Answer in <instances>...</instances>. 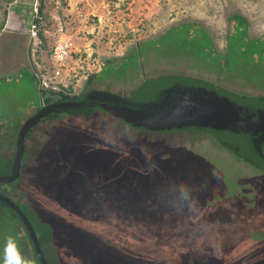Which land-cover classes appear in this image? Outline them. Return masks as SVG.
Returning a JSON list of instances; mask_svg holds the SVG:
<instances>
[{
	"label": "rangeland",
	"instance_id": "1",
	"mask_svg": "<svg viewBox=\"0 0 264 264\" xmlns=\"http://www.w3.org/2000/svg\"><path fill=\"white\" fill-rule=\"evenodd\" d=\"M109 1L114 4L110 12L101 7L104 0L37 2L48 21L57 17L69 28L76 10L91 15L85 43L96 51L97 74H103L80 82L73 95L95 89L128 98L146 79L176 75L236 94L264 96V51L250 60L243 53L231 66L224 63L229 18L244 17L249 38H261L264 0H149L150 10L143 15L131 0L124 7L119 0ZM11 4L0 0V26L15 7ZM26 19L23 15L21 22ZM192 23L206 31L225 64L222 69L208 52L176 34L152 52L143 46L130 52L138 42ZM109 36L116 40L113 56ZM26 46L32 72L31 45ZM114 60L123 63L104 68ZM1 63L0 76L9 69L1 74ZM20 66L16 63L0 77L4 160L14 156L16 130L37 110L32 73ZM24 144L19 175L0 184V192L50 224L52 244L45 249L56 253L59 264H264V171L239 160L212 137H150L122 129L97 111L44 119ZM8 238L26 264H34L13 217L0 206V261Z\"/></svg>",
	"mask_w": 264,
	"mask_h": 264
},
{
	"label": "trees",
	"instance_id": "2",
	"mask_svg": "<svg viewBox=\"0 0 264 264\" xmlns=\"http://www.w3.org/2000/svg\"><path fill=\"white\" fill-rule=\"evenodd\" d=\"M13 1L14 0H6V4H10ZM228 22L229 24L226 33L227 55L225 56V61H224L226 65L227 64L230 66L233 65L235 60L238 59V57L243 53H244L243 57H245L246 53H248L247 58L249 60L251 59V55L253 54L257 55L259 50H261L262 51L261 53H263L264 36L257 39L249 38L248 23L244 17L240 15H233L229 18ZM4 23L5 22H2L0 26V31L2 30ZM170 34H176L184 38L186 37L190 41V45H193L194 47L197 46L202 50V52H206V53L208 52L209 54L208 53L207 54L211 57V59H214V62H216V64L220 69H222L223 66L225 65L222 64L220 61L221 55H219L218 52H216V50L212 47V42L210 38L207 36L206 31L196 23L181 24L179 26L172 28L166 34L159 36L156 39L138 42L135 48H132L130 52L133 54L135 50L140 49L141 46L144 47V51L148 50L149 52H152L153 49L157 48L158 42H160L162 39L169 36ZM259 43H261V47L257 49ZM229 53H231L230 58H228ZM109 62L110 61H106L104 68L109 64L119 66L121 65V63H123V61L117 62L116 60H114V62L112 63ZM10 71L9 70L6 71L5 74H7ZM5 74H3L2 76H4ZM101 74H103V72ZM101 74L94 75V77L93 76L90 77L89 80H91L92 78H96L98 75ZM32 76L34 81L33 83L35 85L37 110H35L34 114L31 115L29 118H27L26 121L16 130V134L12 139L14 143L13 146L15 149L14 155L15 154L17 155V150H16L17 142L19 143V139L23 135L24 128L28 125L30 121H32L40 113L47 112L48 110L55 107L69 106L70 104L73 103H81L84 100H88L87 98L90 97L104 98L108 95L107 97H111L117 100L131 101L139 93H141L143 87L145 86L148 87V85L156 84L159 82L163 83L166 87L172 88L174 90L180 89L183 90L184 92L191 91L193 93H198L203 96L204 95L208 96L210 99L209 101H211L213 104L219 107H222L221 109H219L220 111H226V110L229 111L231 113L229 115V118L231 120L238 121V126L235 127L236 129L244 131L247 134L264 137V122H262L259 116H257V114L264 112V96L236 94L234 92L224 89L220 85L202 79H196L185 76H176V75L159 76L156 78L146 79L142 82L141 85H139L136 88L135 92H132L130 94V97L127 98V97H121L119 95L113 94L108 91H99L95 89H89L86 92H83L78 95H73L71 89L67 90L66 92H55L47 89L38 90L35 84L36 78L34 77L33 73ZM93 112H97V111L89 108H81L69 112V115L88 116ZM57 115L58 113H54L51 117H55ZM250 125L258 128H256L255 130V128L250 127ZM5 131H6L5 129L3 130L0 128V137L4 136ZM3 138L5 139V137ZM24 148H25V144H24ZM262 150L264 151V146ZM13 161H14V157L9 160H4L0 158V176L10 174ZM0 195L4 196V194H2L1 192ZM14 204L20 209L22 214L26 217L29 224L31 225L33 231L35 232L45 264H59L58 259L56 257L57 256L56 253H54L53 255H49L45 249L46 244L49 243L52 244V237H51L52 227L50 226V224L41 221L37 216V214L32 210H29L26 207L19 205L17 202H14ZM0 205H2L3 209H5L13 217L14 222L17 224L21 235L25 237L24 240L25 239L28 240L29 237L27 235L26 229L22 225L20 219L16 216V214L12 210H9L6 205H3L1 203ZM30 253H31V258L34 261V264H40L37 261L36 257L33 255L32 250L30 251Z\"/></svg>",
	"mask_w": 264,
	"mask_h": 264
},
{
	"label": "water",
	"instance_id": "3",
	"mask_svg": "<svg viewBox=\"0 0 264 264\" xmlns=\"http://www.w3.org/2000/svg\"><path fill=\"white\" fill-rule=\"evenodd\" d=\"M108 96V95H107ZM90 97L81 103L69 106L55 107L40 113L24 128L23 135L17 142V158L20 162L24 153L25 133L41 121L43 117L52 113H66L81 108H89L106 113L118 119L124 125L134 129L150 131H204L216 135L220 142L234 151L239 157L264 168V156L260 154L261 139L238 130V121L231 120L229 111H220L219 107L209 101L206 95L191 91L174 90L163 83L143 87L131 101L117 100L111 97ZM229 140V141H228ZM235 141V142H233ZM237 143V144H235ZM249 150L251 155L245 150ZM18 177L17 168L10 176H0V183H9ZM0 203L12 210L22 222L28 235V243L33 255L40 264H45L35 232L20 209L8 198L0 195Z\"/></svg>",
	"mask_w": 264,
	"mask_h": 264
},
{
	"label": "built area",
	"instance_id": "4",
	"mask_svg": "<svg viewBox=\"0 0 264 264\" xmlns=\"http://www.w3.org/2000/svg\"><path fill=\"white\" fill-rule=\"evenodd\" d=\"M46 19L41 9L35 8L28 26L36 88L55 92L76 90L82 84L80 82L100 72V59L94 56L96 51L86 45L87 38H84V34L90 33L91 15L76 10L70 28L57 17ZM106 40L110 56H113L116 40L113 36ZM83 41L87 47L82 49L80 43Z\"/></svg>",
	"mask_w": 264,
	"mask_h": 264
},
{
	"label": "crops",
	"instance_id": "5",
	"mask_svg": "<svg viewBox=\"0 0 264 264\" xmlns=\"http://www.w3.org/2000/svg\"><path fill=\"white\" fill-rule=\"evenodd\" d=\"M147 1L149 0H131L130 4H131V7L133 6L134 7L133 9L137 11L138 15H139V12L141 13L140 15H143L145 14L146 10L147 11L150 10V8H148L147 6V3H146ZM37 2L38 0H14L13 4H11L12 7L14 6L15 7L10 8V10H8L9 14L7 12L6 21L4 23L2 30L0 31V42H1L0 60L2 62L1 64L5 66L1 74H3V72H5L7 68H9L8 70L10 71L11 67H14L16 63H23V66H20L19 68H26L29 73H32L31 67L28 64L29 59H28V49H27L26 44L29 43L28 26H29L31 16L33 14V10L35 8L40 9ZM118 2L119 3L122 2V4L120 5L124 7L125 0H119ZM126 2H128V0ZM111 3L112 1L104 0L101 7L103 9L108 8L107 12H110L109 7L114 8V4L112 5ZM140 3H142V5ZM17 4L18 5L20 4L21 7L17 8L18 6ZM134 4H136V6ZM18 13L20 14L18 15ZM23 15L27 17V19L25 20L27 21L26 23L21 22V17H23ZM108 27H109V24H108ZM80 44L85 45L84 42L83 43L81 42ZM87 44L88 43H86V45ZM80 47H87V46H80ZM16 56L17 58H19L17 62L13 60L16 58ZM10 62H11V65H10ZM34 90H35V85H34Z\"/></svg>",
	"mask_w": 264,
	"mask_h": 264
},
{
	"label": "flooded vegetation",
	"instance_id": "6",
	"mask_svg": "<svg viewBox=\"0 0 264 264\" xmlns=\"http://www.w3.org/2000/svg\"><path fill=\"white\" fill-rule=\"evenodd\" d=\"M51 110V109H50ZM72 111H75V110H72ZM69 112H71V111H68V112H66L65 114H69ZM99 112V111H98ZM262 112V111H261ZM100 113H102V112H100ZM54 113H52L51 115H46L45 117H43L42 119H41V121H43L44 119H50V118H52L51 116L53 115ZM102 114H104V115H106V116H109L108 114H106V113H102ZM257 116H259V118H260V120L262 121V122H264V112H262V113H260V114H257ZM110 118H112V119H114L116 122H118L119 123V126L122 128V129H124V128H126V129H128V130H130V131H133V132H136V133H141V134H144V135H146V136H150V137H152V136H155L156 138H162V137H170V136H176V135H185V134H188V135H201V134H205V135H208V136H210V137H212L214 140H216L217 142H219L218 144H221L220 146H222L223 148H225L226 150H228L229 152H231L236 158H239V155L238 154H236L234 151H232L231 149H229L228 147H226V146H224L221 142H220V140L218 139V137L216 136V135H213L212 133H208V132H204V131H195V130H189V131H180V132H178V131H161V132H159V131H150V130H146V129H134V128H131V127H127V126H125L124 124H122L121 123V121H119L118 119H115V118H113V117H111V116H109ZM245 120V119H244ZM41 121H39L38 123H40ZM38 123H36L34 126H32L30 129H28V131L25 133V136H24V141H25V139L28 137V135H29V133H30V131L38 124ZM250 127H252V128H255V130H256V128H258V127H254V126H252V125H250ZM246 133V132H245ZM247 134V133H246ZM249 135H252V134H249ZM252 136H254V137H257V138H259V139H261L262 140V142L263 143H261L260 144V149H259V151H260V154L262 155V156H264V151L262 150L263 149V146H264V137L263 136H258V135H252ZM164 143H162V144H165L166 143V140H164V139H161ZM229 141V140H228ZM233 142H235V141H233ZM235 144H237V143H235ZM24 150H25V148H24ZM247 152H248V154H250L251 155V152L249 151V150H247V149H245ZM14 161H13V165H12V169H11V171L15 168V172H16V168H17V173H18V175H19V171H20V168H21V165H22V160H23V157H22V159H21V161L19 162L18 161V158H17V155L15 154L14 156ZM241 159V161H243V162H245V163H247V164H249L250 166H252L253 168H256V169H258V170H260V171H264V168H261V167H259V166H256L254 163H250L249 161H247V160H245V159H243V158H239V160ZM11 171H10V174H11ZM10 174L9 175H4V176H10ZM0 184H4V183H0ZM6 184H8V183H6ZM0 206H2V205H0ZM25 237H23V239H24ZM25 241H26V243H27V247L29 248V250L31 251V249H30V245H29V243H28V240H26L25 239Z\"/></svg>",
	"mask_w": 264,
	"mask_h": 264
},
{
	"label": "clouds",
	"instance_id": "7",
	"mask_svg": "<svg viewBox=\"0 0 264 264\" xmlns=\"http://www.w3.org/2000/svg\"><path fill=\"white\" fill-rule=\"evenodd\" d=\"M0 264H26V261L16 249L15 241L11 238H8L5 243L3 258L2 261H0Z\"/></svg>",
	"mask_w": 264,
	"mask_h": 264
}]
</instances>
